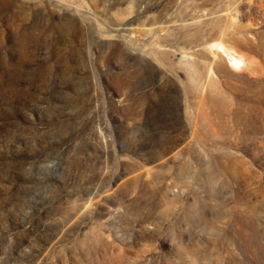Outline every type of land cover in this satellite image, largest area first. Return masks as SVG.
I'll return each instance as SVG.
<instances>
[{
    "label": "rangeland",
    "instance_id": "374dc122",
    "mask_svg": "<svg viewBox=\"0 0 264 264\" xmlns=\"http://www.w3.org/2000/svg\"><path fill=\"white\" fill-rule=\"evenodd\" d=\"M0 264H264V0H0Z\"/></svg>",
    "mask_w": 264,
    "mask_h": 264
},
{
    "label": "bare ground",
    "instance_id": "6f19581e",
    "mask_svg": "<svg viewBox=\"0 0 264 264\" xmlns=\"http://www.w3.org/2000/svg\"><path fill=\"white\" fill-rule=\"evenodd\" d=\"M227 44H219L217 46V50H213L210 47H206V51L208 52V57L210 59L209 65L210 68L209 74H211L214 68L218 69L223 66L228 70L233 71H241L247 65L245 57L235 50V45L232 41H226ZM193 74V72H192ZM211 76V75H210ZM211 78V86H215L214 80ZM215 99H211V103L214 105Z\"/></svg>",
    "mask_w": 264,
    "mask_h": 264
}]
</instances>
